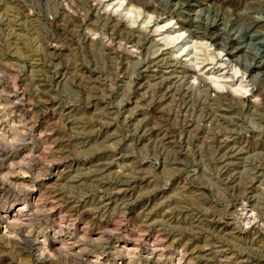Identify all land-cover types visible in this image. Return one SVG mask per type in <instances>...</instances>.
Segmentation results:
<instances>
[{
	"label": "rangeland",
	"instance_id": "1",
	"mask_svg": "<svg viewBox=\"0 0 264 264\" xmlns=\"http://www.w3.org/2000/svg\"><path fill=\"white\" fill-rule=\"evenodd\" d=\"M0 264H264V0H0Z\"/></svg>",
	"mask_w": 264,
	"mask_h": 264
},
{
	"label": "bare ground",
	"instance_id": "2",
	"mask_svg": "<svg viewBox=\"0 0 264 264\" xmlns=\"http://www.w3.org/2000/svg\"><path fill=\"white\" fill-rule=\"evenodd\" d=\"M133 12V10L132 9H129L128 10V13H132ZM132 18V17H131ZM131 20H133V19H131ZM258 33V32H257ZM261 35V34H260ZM251 39V38H250ZM255 39H257V37H255ZM253 41V40H252ZM260 41V40H259ZM225 57V56H224ZM215 59V58H214ZM228 59V58H227ZM231 61V60H230ZM220 64V63H219ZM200 65V64H199ZM214 65V64H213ZM234 71V70H233ZM237 72V71H236ZM214 75V74H213ZM225 79V76L223 75V76H214V82L221 88V87H224L225 86V84H226V81L224 80ZM236 78V77H235ZM230 79V78H229ZM240 83V82H239ZM239 86H241V85H239ZM238 86V87H239ZM243 86V85H242ZM233 88H235V87H233ZM241 88V87H240ZM243 88V87H242ZM227 89V88H226ZM245 89V88H244ZM235 90H239V88H237L236 87V89ZM247 90V89H246ZM249 90V89H248ZM245 92V91H244ZM243 92V93H244ZM18 215V214H17Z\"/></svg>",
	"mask_w": 264,
	"mask_h": 264
}]
</instances>
